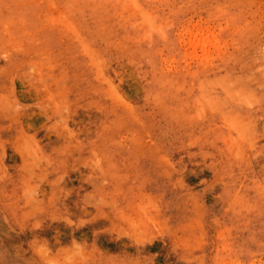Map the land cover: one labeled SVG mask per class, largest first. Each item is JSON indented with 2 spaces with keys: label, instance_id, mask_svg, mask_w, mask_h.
I'll return each mask as SVG.
<instances>
[{
  "label": "rangeland",
  "instance_id": "obj_1",
  "mask_svg": "<svg viewBox=\"0 0 264 264\" xmlns=\"http://www.w3.org/2000/svg\"><path fill=\"white\" fill-rule=\"evenodd\" d=\"M0 264H264V0H0Z\"/></svg>",
  "mask_w": 264,
  "mask_h": 264
}]
</instances>
